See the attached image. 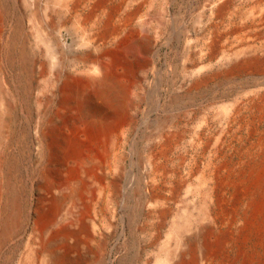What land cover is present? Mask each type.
Masks as SVG:
<instances>
[{
    "label": "bare ground",
    "instance_id": "obj_1",
    "mask_svg": "<svg viewBox=\"0 0 264 264\" xmlns=\"http://www.w3.org/2000/svg\"><path fill=\"white\" fill-rule=\"evenodd\" d=\"M40 1L24 0L25 16L57 66L60 100L36 127L42 169L32 183L27 264H103L126 218L122 189L139 197L144 248H158L153 264H264V0H205L203 83L249 82L206 109L192 133H163L136 177L125 173L121 148L131 90L166 31L165 0ZM153 1L157 10L142 14ZM21 64L34 66L24 50ZM12 107L0 83V243L23 213L12 185L4 194Z\"/></svg>",
    "mask_w": 264,
    "mask_h": 264
},
{
    "label": "rangeland",
    "instance_id": "obj_2",
    "mask_svg": "<svg viewBox=\"0 0 264 264\" xmlns=\"http://www.w3.org/2000/svg\"><path fill=\"white\" fill-rule=\"evenodd\" d=\"M204 3L205 0H165L166 31L151 54L152 62L144 79L131 90L134 110L127 117L128 131L121 149L126 156L125 173L132 177L146 169L142 159L158 144L163 133L177 127L192 133L211 106L228 97L236 85L249 82L247 77L241 76L238 79L223 77L207 86L203 83L199 60ZM155 10L157 2L153 1L142 14ZM70 43L71 39L64 34L63 49L67 51ZM22 50L34 63L33 67L21 64ZM49 54L38 41L34 25L25 16L24 0H0V83L13 105L3 145L4 160L9 165V183L4 187V194L6 197L10 194L12 185L20 195L23 209L17 233L0 243V264H27L28 219L35 196L32 183L42 169L41 142L36 137V127L41 114L45 111L47 114V105L51 106L48 112L52 114L60 100L57 66ZM193 82L196 84L190 88ZM128 195L129 192L122 189L120 197L123 198L117 200L126 205V218L124 222L117 221L115 236L106 245L103 264H143L145 259L153 264L158 253L156 247L144 248L147 238L142 227L147 223L146 215L139 197L129 198ZM164 238L165 234L162 241Z\"/></svg>",
    "mask_w": 264,
    "mask_h": 264
}]
</instances>
